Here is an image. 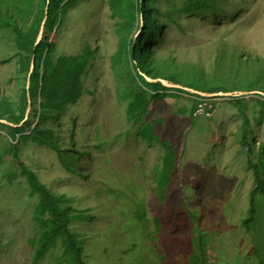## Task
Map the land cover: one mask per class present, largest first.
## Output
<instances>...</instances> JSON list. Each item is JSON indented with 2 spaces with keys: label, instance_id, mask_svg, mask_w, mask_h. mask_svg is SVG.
Here are the masks:
<instances>
[{
  "label": "rangeland",
  "instance_id": "1",
  "mask_svg": "<svg viewBox=\"0 0 264 264\" xmlns=\"http://www.w3.org/2000/svg\"><path fill=\"white\" fill-rule=\"evenodd\" d=\"M186 1L154 4L147 76L127 52L138 32L118 28L108 0H77L58 33L44 32L56 57L90 47L92 58L73 104L40 110L39 78L22 133L0 124V264H33L38 200L20 167L86 218L71 229L87 264H186L194 245L201 264H264V0H217L202 16L177 13ZM35 9L20 17L29 30ZM138 74L176 87L156 93ZM27 81L14 31L0 30V119L15 122ZM133 245L141 256L125 255ZM60 252L37 264H60Z\"/></svg>",
  "mask_w": 264,
  "mask_h": 264
},
{
  "label": "trees",
  "instance_id": "2",
  "mask_svg": "<svg viewBox=\"0 0 264 264\" xmlns=\"http://www.w3.org/2000/svg\"><path fill=\"white\" fill-rule=\"evenodd\" d=\"M158 1L171 0H108L109 9L112 13V19L118 21V28L120 30L135 31L139 34L136 38H132L127 46V52L133 67L137 72L145 75L144 61L150 57L149 46L151 38L156 34V21L151 17L155 10V3ZM77 0H0V30L12 29L15 33V46L20 57V63L23 70L30 74L33 56H36V63L34 72L31 74L28 88L24 87L22 103L20 107V114L15 122L8 123L15 127L5 126L8 130L17 133H22L24 126H19L25 110L27 108L28 99L30 103L33 101L35 94V87L38 79L41 78V99L40 110L45 104H58L61 108L66 105L73 104L76 100L80 78L83 75L88 63L92 58L91 48L86 47L83 53L77 55H61L56 57V44H50L46 41H41L36 46L41 27L44 23L46 14L47 20L45 22L44 32L55 31L58 33L62 28L66 16L73 4ZM217 0H187L182 6L177 7L175 11L182 15L202 16L209 12ZM153 5H151V4ZM33 6L36 7L33 22V29L29 30L25 24L22 23L20 17H27L31 14ZM143 18V22L141 21ZM142 23V24H141ZM152 43V42H151ZM45 69L44 75H41V70ZM146 74L145 76H147ZM138 78L149 89L155 90L156 93L166 92L168 89L159 82L153 84L145 80V78L138 74ZM147 78V77H146ZM165 81H168L164 78ZM135 103L131 108V112L141 114L145 109L146 99L143 94H138ZM49 103H48V98ZM200 98V97H199ZM236 101H240L235 99ZM198 108V106H197ZM22 114V115H21ZM3 120V119H0ZM4 121V120H3ZM1 124V123H0ZM2 125V124H1ZM38 141L42 142V138L36 137ZM160 141V140H158ZM11 157L17 159L14 153L13 146H10ZM21 169V174L26 180L30 196L38 200L37 207L33 213V223L39 230L38 239L36 241H29L28 245L34 250L33 264H37L44 260L47 254L58 244L61 247L59 261L60 264H87V260L83 256V249L80 241L77 239L78 232H72V220H81L83 223L86 219L81 214H70L68 208L63 207L64 201L61 198L54 197V195L42 185L37 176L26 169ZM175 168L166 173V180H168L167 188L163 193L158 194L160 202H163L166 197L167 189L170 185L171 175ZM153 226L159 232V220L152 219ZM149 231V230H148ZM152 233L151 240L155 241V232ZM110 231H103L101 239L110 243ZM100 238V234L98 238ZM120 240V236L116 237V241ZM201 245H194L192 253L188 256L189 262L186 264H201L200 258L202 249ZM116 249V247H115ZM198 252L200 256L198 257ZM134 253L136 256L142 255V250L132 246V249H127L125 255ZM156 260H162L156 255ZM144 259L148 261V258ZM163 262V261H161ZM151 264H157L153 262Z\"/></svg>",
  "mask_w": 264,
  "mask_h": 264
},
{
  "label": "water",
  "instance_id": "3",
  "mask_svg": "<svg viewBox=\"0 0 264 264\" xmlns=\"http://www.w3.org/2000/svg\"><path fill=\"white\" fill-rule=\"evenodd\" d=\"M46 20H47V14H46L44 23H43V25L41 27V30H40V33H39V37H38V41H37L36 46L39 45V43L43 40ZM141 21L143 22V18H142ZM138 34H139V32L137 33V35ZM35 63H36V56L34 55L33 56V59H32L31 70H30V74H29L28 80L30 79L31 74L34 72ZM150 81H152V80H150ZM160 82H162L165 86H167L169 88L176 87L175 85H172L168 81H165V80H160ZM28 85H29V81H27L26 88H28ZM246 93H249V92H246ZM246 93L245 92H243V93H226V94L217 93V94H204V95L205 96H208V97H213V96H226V97H233V96H235V97H238V96H244ZM29 111H30V99H28V104H27V108H26V112H25V117H27V115L29 114ZM0 123L5 124L7 126H12V124L7 123L6 121L0 120ZM13 127H15V126H13Z\"/></svg>",
  "mask_w": 264,
  "mask_h": 264
}]
</instances>
